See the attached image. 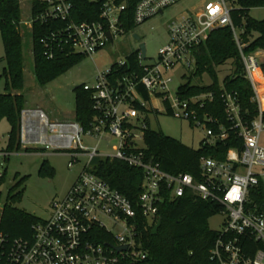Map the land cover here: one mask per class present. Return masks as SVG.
<instances>
[{
	"label": "built area",
	"instance_id": "obj_1",
	"mask_svg": "<svg viewBox=\"0 0 264 264\" xmlns=\"http://www.w3.org/2000/svg\"><path fill=\"white\" fill-rule=\"evenodd\" d=\"M50 6L41 19L67 20L72 3L69 0H46ZM181 0H137L133 22L141 24L163 14L165 8ZM235 0H205L193 9L167 23L169 41L157 51L150 62L147 54L136 53L137 68L130 75L122 73L109 79L110 67L99 72L95 82L83 84L91 93L95 115L87 128L76 121L50 122L39 109L21 112L20 144L23 149H44L69 156L68 167L87 161L80 168L66 194L51 203V212L32 225L30 238H9L0 233V264H148L149 253L141 241V229L154 227L159 207L168 200L183 196L208 201L220 207L221 225L209 259L217 264H264V107L253 72L264 80V59L260 51L243 52L231 11ZM125 1L106 0L98 20L76 23L67 21L52 34L57 44H67L74 53L91 55L111 45L122 35ZM230 27L238 45L244 77L252 88L251 101L256 104L253 116L243 111L234 92L220 94L226 124L214 114H199L205 103H212L211 92L183 99L168 96L172 77L167 73L177 66L191 68L195 64L193 50L205 43L219 27ZM133 32V31H131ZM129 32V33H131ZM42 42H46L42 39ZM62 42V43H61ZM48 56H52L49 53ZM262 59V60H261ZM127 57L117 62L127 63ZM145 61V62H144ZM141 85L150 95L158 97L163 111L192 126L205 128L204 144L234 140L223 158L203 155L199 159L198 178L189 173L171 174L146 153L144 132L150 129V115L160 109L144 100L137 92ZM32 113L46 117L38 123ZM28 116V117H27ZM83 137L96 140L87 145ZM113 139V141H112ZM111 145V152L100 151L98 143ZM29 152V151H28ZM5 159L8 153L3 151ZM119 160L133 169H140L143 178L139 193L129 198L97 173L92 161ZM3 171L0 172V176ZM117 230L122 233L116 234ZM252 243L257 246L249 255Z\"/></svg>",
	"mask_w": 264,
	"mask_h": 264
},
{
	"label": "trees",
	"instance_id": "obj_2",
	"mask_svg": "<svg viewBox=\"0 0 264 264\" xmlns=\"http://www.w3.org/2000/svg\"><path fill=\"white\" fill-rule=\"evenodd\" d=\"M72 3L70 17L67 20L41 19L40 16L50 6L46 0H30L31 15L29 35L34 59V73L39 85L56 79L68 71L82 59L87 57L71 51L67 44H57L52 34L65 25L67 21L80 23L99 19L102 3L106 0H69ZM125 1L127 8L123 19L126 33L135 29L133 8L137 0ZM254 7H264V0H235L230 13L238 39L244 44L243 52L251 54L264 50V18L255 19L249 15ZM21 7L20 0H0V35L4 55L0 62H5L0 77L5 80L4 91L0 93V118L4 117L10 123L6 150L19 151L21 112L25 109V97L21 93L24 87V57L22 51L23 36L20 31ZM42 39L46 42H42ZM52 53V56H48ZM195 64L189 75L183 76L186 81L181 84L176 94L183 99L211 92L214 95L212 103H205L199 109V114H214L226 124L221 105L222 91L234 92L238 96L241 109L253 116L256 104L251 101L252 88L244 77L238 45L230 27H219L213 30L205 43L193 50ZM127 63L110 66L109 79L114 81L122 73L130 75L138 70L136 53L127 55ZM228 64L230 72L223 80L219 79L217 68ZM206 74L210 83L206 85L192 84L193 79H201ZM131 76V75H130ZM132 77V76H131ZM131 80L134 81L132 77ZM75 94L74 119L84 128L89 126L95 111L91 93L83 88V84L73 89ZM141 97L150 101L151 97L145 88L137 85ZM191 124V123H190ZM192 125V124H191ZM232 136V134L230 135ZM228 137L225 141L213 145L200 141L197 148L187 146L161 131L146 129L144 143L146 153L158 161L163 170L171 173H189L198 178L200 175L199 159L203 155L223 158L226 150L233 146L234 140ZM26 151H31L26 149ZM46 170L43 161L41 171ZM97 173L113 187L129 198H135L139 193V184L143 178L140 169H133L119 160H102L97 164ZM5 172L0 176V186L4 182ZM27 176H14L13 184L7 189L5 200L1 201L0 193V233L9 238H30L32 225L40 218L16 207L23 195V184ZM220 211V207L212 202L195 199L189 195L175 200H166L159 207L161 223L154 234L153 227L141 231V241L148 250V264H217L209 259V252L217 233L208 225V220ZM255 243L250 246L249 255L256 249Z\"/></svg>",
	"mask_w": 264,
	"mask_h": 264
},
{
	"label": "rangeland",
	"instance_id": "obj_3",
	"mask_svg": "<svg viewBox=\"0 0 264 264\" xmlns=\"http://www.w3.org/2000/svg\"><path fill=\"white\" fill-rule=\"evenodd\" d=\"M203 1L205 0H181L177 4L165 8L162 15H155L138 24L133 32L119 36L113 45H106L82 59L56 79L41 86L38 84L34 73V59L29 35L31 3L30 0H20V31L23 36L22 51L24 57V87L21 93L25 97V109H43L50 122L75 121V94L73 91L75 87L94 83L99 72L107 70L112 64L126 58L127 55L137 49L140 42H143L146 47V54L149 58L146 62L155 59L158 49L169 41L167 23L200 5ZM249 15L255 19H263L264 7L251 8ZM133 34H137L140 39L136 40ZM3 55L4 49L0 35V57ZM5 65L4 61L0 62V75ZM192 70L193 67L177 66L167 73L168 77H172V81L167 87L168 96H175L178 87L186 81L183 75H189ZM217 71L219 79L223 80L229 74L230 69L226 64L218 67ZM261 74L264 75L263 72ZM253 77L260 91L261 99L264 101V90H261L264 87V80L258 72H253ZM210 82L206 74L201 79L192 80V84L200 85H206ZM4 84V78L0 77V93L4 91ZM151 103L160 109L159 114L149 117L151 129L161 131L187 146L193 148L199 146L200 141L205 137L204 127L192 126L187 120L166 114L158 97H153ZM9 130L10 123L8 120L4 117L0 118V153L3 151L8 153L7 158L0 157V172H5L4 182L0 186L1 201L3 203L5 200L7 189L13 184L15 175L18 178L27 176L23 184L22 199L16 204V207L38 217L42 214H48L51 212V203L66 194L87 159L82 157L79 163L68 167L67 164L70 159L67 154L52 152L50 149H44L40 144L33 145L36 149L29 152L22 147L19 151L8 152L6 145ZM83 142L87 145H94L97 141L83 137ZM98 149L110 153L111 145L107 146L104 141H100ZM44 160L46 161V170L41 171ZM98 160L95 158L91 165L95 166ZM221 220V215L217 213L208 220V225L212 230H217L221 225ZM115 233L120 234L122 231L117 230Z\"/></svg>",
	"mask_w": 264,
	"mask_h": 264
},
{
	"label": "water",
	"instance_id": "obj_4",
	"mask_svg": "<svg viewBox=\"0 0 264 264\" xmlns=\"http://www.w3.org/2000/svg\"><path fill=\"white\" fill-rule=\"evenodd\" d=\"M133 37L136 40H139L140 39L137 34H133ZM110 39H111V45H113L114 44L113 39L111 37H110ZM138 48L140 49V51L142 53V56L144 57L145 56V52H146L145 44L143 42H140ZM39 218L44 219L45 218V214L40 215ZM160 223H161V219L159 218L158 221H157V223L154 225V227L152 229V232L154 234L157 232V229H158Z\"/></svg>",
	"mask_w": 264,
	"mask_h": 264
},
{
	"label": "bare ground",
	"instance_id": "obj_5",
	"mask_svg": "<svg viewBox=\"0 0 264 264\" xmlns=\"http://www.w3.org/2000/svg\"><path fill=\"white\" fill-rule=\"evenodd\" d=\"M262 104H263V107H264V101H263ZM29 117L35 118L38 123H42V124H45L46 123V117L45 116H42L41 114L32 113Z\"/></svg>",
	"mask_w": 264,
	"mask_h": 264
},
{
	"label": "crops",
	"instance_id": "obj_6",
	"mask_svg": "<svg viewBox=\"0 0 264 264\" xmlns=\"http://www.w3.org/2000/svg\"><path fill=\"white\" fill-rule=\"evenodd\" d=\"M259 53H260V57L264 59V50H261ZM261 90H264V87H262ZM151 101H152V99H151ZM154 106L157 107L156 105H154ZM157 108H158V107H157ZM37 109H39V110H41L42 112H44V110L41 109V108H37ZM44 113H45V112H44ZM45 114H46V113H45ZM46 116H47V114H46ZM55 122H63V121H55Z\"/></svg>",
	"mask_w": 264,
	"mask_h": 264
}]
</instances>
